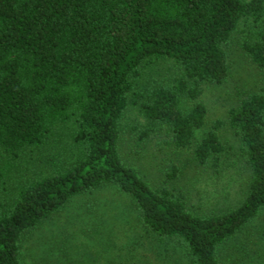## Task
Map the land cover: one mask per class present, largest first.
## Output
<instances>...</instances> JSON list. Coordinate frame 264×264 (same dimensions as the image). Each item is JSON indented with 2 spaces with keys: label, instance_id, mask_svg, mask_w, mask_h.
Listing matches in <instances>:
<instances>
[{
  "label": "trees",
  "instance_id": "trees-1",
  "mask_svg": "<svg viewBox=\"0 0 264 264\" xmlns=\"http://www.w3.org/2000/svg\"><path fill=\"white\" fill-rule=\"evenodd\" d=\"M239 35L264 74V0H0V264H29L36 240L61 264L41 231L72 208L70 224L93 218L92 240L135 213L164 262L264 264V87L247 80L224 113L246 168L239 202L206 208L182 179L232 150L202 95L228 80ZM161 131L176 163L127 159L125 133L138 148Z\"/></svg>",
  "mask_w": 264,
  "mask_h": 264
},
{
  "label": "rangeland",
  "instance_id": "rangeland-1",
  "mask_svg": "<svg viewBox=\"0 0 264 264\" xmlns=\"http://www.w3.org/2000/svg\"><path fill=\"white\" fill-rule=\"evenodd\" d=\"M240 40V35L236 36L229 47L232 70L228 80L219 86L209 85L205 87L202 95V101L209 110L207 128L211 127L215 120H221L223 124L219 127V135L223 138L224 145L232 147V150L221 155L216 169L211 163L200 170L189 169L187 176L182 178L192 191L193 195L191 194V196L194 202L203 194L206 208L211 210L216 208L222 211L228 205L238 203L244 190L243 177L246 168L243 160H240L237 155L239 153V140L234 137L230 130L224 113L226 109L232 105H237L240 99L245 97L244 90L247 80L254 81L253 83H257L256 86L264 87L262 70L255 67L249 60L240 46ZM127 118L126 121L130 125L141 124L142 127L144 126V118L134 108ZM201 135H203L202 131L197 134L196 139H200ZM123 137L121 146L127 159L135 161L136 150H138L146 154L147 161L162 165L163 170L169 168L171 163H176V153L172 152L170 155L173 148L169 147V137L166 138L162 131L155 137L151 136L150 140L142 143L138 148L137 137L134 133H125ZM149 172L152 174V170ZM155 173L156 170H154ZM110 197L114 198L115 195ZM72 209L65 213L66 216L57 218L54 223L47 225L41 231L46 239L53 235L47 244L52 249L49 256L52 255L51 258L62 260L61 264H118L122 258L130 261L126 264H185L178 254L170 255L171 258L165 256L164 262L163 248L160 247V243L158 244V240L156 241L151 236H143L136 214H130L125 208L120 212L119 217L107 219V227L104 228L106 234L103 236L102 229L99 234L95 235L98 238L95 240L85 238L82 231V225L86 227L89 218H93L86 214L84 222L79 220L70 224L67 215L70 217L78 215ZM76 211L82 217V213L77 209ZM36 242L38 243L36 250L31 247L28 252H25L26 261L29 264H42L44 262L45 254L42 250L45 246L40 245L38 240ZM136 243L140 245L136 246ZM141 245L144 247H140ZM129 247L135 249L134 256L125 255L132 251Z\"/></svg>",
  "mask_w": 264,
  "mask_h": 264
}]
</instances>
